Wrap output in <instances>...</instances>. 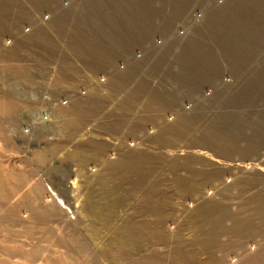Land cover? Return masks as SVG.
Segmentation results:
<instances>
[{"label": "rangeland", "instance_id": "rangeland-1", "mask_svg": "<svg viewBox=\"0 0 264 264\" xmlns=\"http://www.w3.org/2000/svg\"><path fill=\"white\" fill-rule=\"evenodd\" d=\"M0 264H264V0H0Z\"/></svg>", "mask_w": 264, "mask_h": 264}, {"label": "built area", "instance_id": "built-area-1", "mask_svg": "<svg viewBox=\"0 0 264 264\" xmlns=\"http://www.w3.org/2000/svg\"><path fill=\"white\" fill-rule=\"evenodd\" d=\"M37 23H39L37 26H46L47 23L50 20V16L43 13L41 14V16L39 18L36 19ZM27 33H30L32 31V27H28L25 30ZM10 44H12V41L10 40L9 42H7L5 40L4 45L5 46H11ZM141 56L138 54V58L136 59H140ZM125 70V65H120L118 67V71H124ZM41 77V76H38ZM88 81H89V88H83L80 90V94L83 95H88L89 91H93V92H104L107 90V87L110 84V76L107 73H96V72H88L85 76ZM60 105H65L64 102L60 101L59 102Z\"/></svg>", "mask_w": 264, "mask_h": 264}, {"label": "bare ground", "instance_id": "bare-ground-1", "mask_svg": "<svg viewBox=\"0 0 264 264\" xmlns=\"http://www.w3.org/2000/svg\"><path fill=\"white\" fill-rule=\"evenodd\" d=\"M52 196L54 197L55 196V194H54V190L52 191ZM58 199V203L60 204V205H64V203L61 201V199L59 198V197H57Z\"/></svg>", "mask_w": 264, "mask_h": 264}]
</instances>
